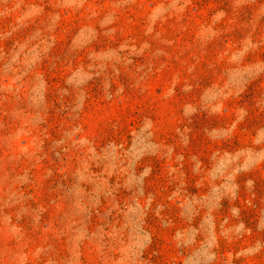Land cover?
Segmentation results:
<instances>
[{
  "label": "rangeland",
  "instance_id": "obj_1",
  "mask_svg": "<svg viewBox=\"0 0 264 264\" xmlns=\"http://www.w3.org/2000/svg\"><path fill=\"white\" fill-rule=\"evenodd\" d=\"M0 264H264V0H0Z\"/></svg>",
  "mask_w": 264,
  "mask_h": 264
}]
</instances>
